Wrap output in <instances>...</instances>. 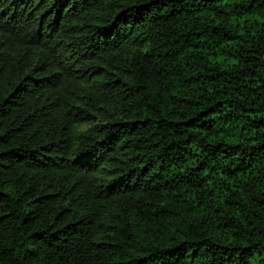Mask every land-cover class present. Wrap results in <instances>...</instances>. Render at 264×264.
Here are the masks:
<instances>
[{
	"label": "trees",
	"instance_id": "16d2710c",
	"mask_svg": "<svg viewBox=\"0 0 264 264\" xmlns=\"http://www.w3.org/2000/svg\"><path fill=\"white\" fill-rule=\"evenodd\" d=\"M0 264H264V0H0Z\"/></svg>",
	"mask_w": 264,
	"mask_h": 264
}]
</instances>
